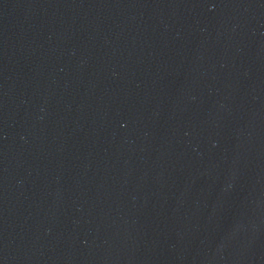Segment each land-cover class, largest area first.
Instances as JSON below:
<instances>
[{
	"label": "water",
	"instance_id": "water-1",
	"mask_svg": "<svg viewBox=\"0 0 264 264\" xmlns=\"http://www.w3.org/2000/svg\"><path fill=\"white\" fill-rule=\"evenodd\" d=\"M0 264H264V0H0Z\"/></svg>",
	"mask_w": 264,
	"mask_h": 264
}]
</instances>
